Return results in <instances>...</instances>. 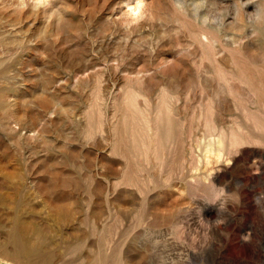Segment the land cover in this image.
<instances>
[{
	"label": "rangeland",
	"instance_id": "374dc122",
	"mask_svg": "<svg viewBox=\"0 0 264 264\" xmlns=\"http://www.w3.org/2000/svg\"><path fill=\"white\" fill-rule=\"evenodd\" d=\"M138 1L145 7L147 20L136 30L124 33L125 24L120 16ZM48 2L53 21L49 30L45 25L47 19H40L34 25L32 21L23 20L13 27L0 18V82L1 76L20 72L27 77L31 71L41 69H45L46 74H60L70 79L65 90L58 91L57 82L47 90L56 95L63 92L62 96L66 97L61 103L64 121L60 119L57 125L61 132L51 127L43 134V141L35 147L28 146L29 149L19 137L25 133L23 127L13 116V119L9 117L8 109L4 112L9 116L3 112L7 107L4 100L9 99L6 94L18 87L14 84L12 88V84L5 92L0 88V137L6 143L3 146L0 142V156L3 154L2 159L6 160L3 151H8V146L13 147L20 152L18 160L22 163V174H14L18 178L10 168L0 166V264H264V0ZM13 7L7 6L8 11ZM108 12L113 13L115 30L112 45L107 49L98 43L103 36V15ZM20 28L23 29L19 33ZM27 28L39 31L34 35L36 38H27L25 42L22 36ZM203 34L209 38L206 44L200 40ZM250 49V53L256 55L253 61L247 56L246 51ZM60 51L91 52L89 57H93L99 68L106 65L102 59L107 56V65L114 67L112 73L126 77L135 75L136 70L151 72L156 63L163 69L177 58L184 59L187 79L181 82L183 88L179 83L177 90L181 89V93L169 90L170 94L162 93L160 98L164 101V117L169 101H176L179 108L187 102L190 128L185 130L179 122L175 123L174 144L163 131L155 139L151 155L147 142L128 133L123 142L128 156L123 159L129 163L124 168L129 181L123 185L118 182L120 176L100 175L99 165L94 166L90 156L76 149L78 145L73 136L81 130L76 121L73 120L72 125L70 115L84 111L93 114L97 121L96 113L102 114L106 106L110 117L112 107L107 103L108 98L123 93L129 86L122 87L111 77L107 95L98 91L102 84L99 86L96 82L82 88L83 96L81 93L74 98L67 95L73 92L77 74L64 69ZM241 89L252 91L254 101L249 103ZM39 91L38 87L36 92ZM19 97L25 99L23 93ZM184 116H178L180 122ZM65 121L71 123L66 126ZM217 138H223L222 155L218 161L212 157V161L206 163L204 147ZM70 146L73 152L68 151ZM83 161L91 166L84 165ZM27 163L37 164V174H28ZM3 169L7 170L4 171L7 175ZM188 172L196 174L179 198L189 200V204L184 201L183 206H172L170 197H163L157 200L160 202L146 207L127 194L111 198L114 189L126 185L132 190L141 188L142 193L162 188L180 196L174 187L167 185L186 184ZM8 174L14 178H8ZM35 177L39 186L34 185ZM117 182L119 184H115ZM11 186L15 187L14 191ZM58 202L56 208L51 207ZM73 216L76 219H72ZM77 232L82 234L77 235Z\"/></svg>",
	"mask_w": 264,
	"mask_h": 264
},
{
	"label": "bare ground",
	"instance_id": "6f19581e",
	"mask_svg": "<svg viewBox=\"0 0 264 264\" xmlns=\"http://www.w3.org/2000/svg\"><path fill=\"white\" fill-rule=\"evenodd\" d=\"M0 3H1L0 4V18L5 19L6 23H8L9 25L14 27L16 25L21 24L23 20L32 21L33 25H34V23L40 19L45 20V21L47 19L46 24H45L47 26L46 29L47 30L50 29L49 27L51 25V22H53V21H52V17H50V15L52 13H50V11L48 9V3H49L48 0H46V3L44 5L39 6V7H36L34 5L33 0H23V4H22V0H1ZM138 3L140 4L139 8H137ZM7 6L8 7L15 6V7H13L12 11H8ZM137 9L139 10V15L138 16L133 15V12L136 11ZM47 14H49V16H47ZM120 19H122L121 21H123V23L125 24L124 25L125 27H123V29H122V31H124V33H128V31H130V29L136 30L137 28H139V26L141 27L142 23L144 24V22H146V20H147L146 10H145V7L143 6L142 2L141 1L136 2V4L131 8L129 6V9H127L125 12L122 13V15L120 16ZM114 21H115V19L113 17V13L108 12L107 15H103V20H102V24L104 26L103 36L101 38V41L98 43V45L100 47H104L107 49L111 47V45H112V34L115 30ZM22 29L23 28H20L19 33L22 31ZM38 31L39 30H36V29L34 30L33 28H27V30L24 31L25 33L22 37L26 38L25 42H27V38L28 39H30L31 37L33 38V36L36 35ZM99 39L97 41H99ZM200 40L204 44L209 42V38L204 34L200 35ZM210 41H211V39H210ZM212 43H211V45H213ZM22 44H20V46H22ZM216 48H217V46H216ZM243 48L246 49V46L243 45ZM218 51H219V49H218ZM250 51H251V49L249 51H246L247 56L251 61H253L255 59L256 55L254 56V53H250ZM89 55L91 56V52H88V51H60L59 58L62 62V66L64 67V69L70 74H72V73L77 74V78L73 84V87H74L73 92H70L68 94L66 93L67 95H73V98H74V96L76 97L78 95V93H81L83 91L82 88L85 87V85L88 86L92 82L98 83L99 86H100V84H102V87L99 88V90L98 89L97 90L100 91V93L102 95H107V93H108L107 89H108V85H109L108 82L110 81L109 79L111 77L118 84L122 85V87L123 86L124 87L129 86V88H127L125 91L123 90V93H118V95L114 96L113 98H108L107 103H109L110 106L112 107V113L110 114V117H109V113L107 112L108 109L106 108V106H104V110H101V111H103L102 114L96 113V116H97V114L99 115L96 117L98 119V120L96 119L97 121H95L93 114H87V112L78 111L79 113L77 115H75L76 113L73 112L72 115H70V116H72L71 117L72 120H70V121L71 122L73 120L76 121L77 125L79 127V130H81V132L80 133L77 132L78 130L76 127L77 133L73 132L74 136L71 134H70V136H73V140L77 141L78 147L76 149H78L79 152L82 153V155H85L86 157L90 156V158L92 159L91 162L92 163L94 162V166L99 165L100 175L102 174V175L108 176L110 174H113V175H115L114 177L117 176V178H118V176H120L121 180H118V182H120L121 184L124 185V183L126 181H129V179L126 180V174L128 175V173H127V171H124L125 164H127L126 158H127L128 154H125L126 151L124 150L125 148H124V143H123V142H125V139H126L128 133L134 134L137 137H139L142 141L147 142L149 144V151H150L149 154L151 155V150L153 149V144L155 143V139L157 137H159L163 131H166L167 136H168V140H170L171 143H173L172 140L174 138L173 134H174L175 123L179 122L185 128V130H186V128L187 129L190 128V126H191L190 118L191 117L189 118L186 115V109H187V107H189L188 103L184 101V104L181 106V108H179L176 106V101H172V100L169 101V103L167 105V116L164 117L162 114V106H163L164 101L160 98V94L163 93V94L168 95V94H170L168 92L169 90H177V88H179V83L183 82L184 80L186 81V79H187L186 78L187 77L186 76L187 75L186 74V72H187L186 68L187 67L185 65L184 59H182V58L178 59L177 58L170 65L168 64L169 66H165V68L163 67V69H161L162 66H159L156 63L154 65L153 71H151V72H149L148 70L145 71L144 69H141L139 71H137V70L133 71L136 73H135V75L130 76V77L116 76L115 74L112 73V70H114V67L112 68L110 65H107V61H109L107 56H105L102 59L106 65H104V67H102V68H99V67H97L96 64H94L93 57H89ZM47 57H48V55H47ZM87 57H89V59L85 60ZM59 58H58V60H59ZM40 61L43 62L42 60H40ZM219 63H221V62H219ZM2 70H3V68H2ZM0 72H1V70H0ZM128 73H130V72H128ZM1 77H2L1 78L2 81L0 82V88H1V90L4 89V92L6 90H8V88H10L11 87L10 85H12V84H13L12 88L14 87V84H16L15 86L18 87L15 91L10 92V94L9 93L6 94V97H9V99H8V101H6L7 99L4 100L5 102H7L6 103L7 107L3 110V112L8 109L9 110L8 112L11 114V116H9L10 114L8 115L7 112H4V113H7L5 115H8L9 117L13 116L17 120L18 124H20L23 127V129L25 130V133L19 134V137H20L21 141L25 142V147H27V149H29L28 146H34L35 147V146L39 145V143L41 141H43L42 140L43 134L46 133L48 129L50 130L51 127L58 129L59 126L57 128V125H58V122L60 123L59 120L62 118L64 119V116H65L63 113L64 111L61 108L62 101H64V99L66 100V97L62 96L63 92H59V95H56L57 93H49L47 90L49 89L51 84L53 86V82H55V83L57 82L56 84H58V89H57L58 91H60L61 89L65 90L70 85V79L67 77L61 76L60 74H56V75L55 74L54 75L46 74L45 69H41L38 72L37 71H33V72L31 71L30 75L27 77H25L20 72H15L14 75H12V76H8V77L1 76ZM129 84H131L133 86H130ZM8 86H10V87H8ZM181 86H182V83H181L180 87ZM38 87L40 88L39 93L36 92ZM181 88H183V87H181ZM239 88H241V85ZM239 88H238V90H239ZM178 90H179V93H181L180 92L181 89H178ZM178 90H177V92H178ZM22 91L26 92L27 95H25L26 93H24ZM22 93L24 94L25 99L21 100V98L19 96ZM81 94H82V96L84 95V93H81ZM241 94L247 98L249 103L254 101V94L252 93V91H249L248 89L247 90L241 89ZM67 98H68V96H67ZM86 98L89 99L88 97H86ZM97 98H99V97H97ZM103 98H105V97L103 96ZM87 99H85V100H87ZM2 104L4 105V103H2ZM109 104L107 105V107H109ZM3 105H1V106H3ZM98 112H99V108H98ZM180 114L185 115L182 118L181 122L179 121V118H178V116ZM199 115L200 114L198 113V116ZM107 116L109 117V119ZM13 117L11 119H13ZM67 118H70V117H67ZM67 120H69V119H67ZM40 121H43V123L39 124ZM66 121H65L66 124L64 123L66 126H67V124L71 123L70 121H69L70 123L69 122L67 123ZM17 122H15V123H17ZM38 124H39V127L35 128ZM73 124L74 123L72 122V125ZM59 125H61V124H59ZM65 125H64V127H65ZM90 127H95V128L92 131H90L89 130ZM62 129L64 130V128H62ZM52 130L53 129H51V131ZM54 132H55V130H54ZM60 132H61V129H60ZM231 134H232V132H231ZM3 140L4 139L2 137H0V142L4 146L6 143ZM221 140H223V138H221ZM221 140H218V138H217V140H214L212 143L208 142L209 144H207L204 147L205 148L204 150L207 153L206 155H208V156L205 155L206 163L209 160L212 161L211 160L212 157L213 158L215 157L214 161H218L220 159L222 152H223V148H224V144ZM10 141H11V139H10ZM44 143H45V140H44ZM74 144H76V143H74ZM7 146L8 145H6V147ZM145 146H147V145H145ZM171 146H172V144L170 145V147ZM186 148H188V147H186ZM7 149H8V151H3V153H6V155H7L6 160L2 159L3 154L1 153L2 155L0 156V163H1L0 166L7 168V169L10 168V170L13 171V175L14 174H22L21 173L22 163L18 160V158L20 157V155H19L20 152L17 151L16 149H14L13 147H9V146ZM68 151L73 152V150H71V146H70V150H68ZM74 151H76V150H74ZM99 151L100 152L102 151L103 153H99ZM75 153L76 152H74V155H76ZM70 154H72V153H70ZM167 154H169V152H167ZM125 155H127L125 158L126 162L123 159ZM85 156L83 157V159L85 158ZM149 156L147 158H149ZM43 157L45 158V157H47V155H44ZM60 157L62 158V156H60ZM69 157H70V155H69ZM114 158H118L117 161H114ZM168 158H169V156H168ZM29 159H31V158H29ZM53 159H54V157H53ZM129 160H131V159H129ZM36 161H37V159H36ZM36 161L34 163H36ZM41 161H42V159H41ZM152 161H153V158H152ZM186 161H187V159H186ZM153 162H152V164H153ZM34 163L33 164L27 163L26 166L24 164V166L27 167V169L26 168L25 169L27 170L28 174H30L31 176H34L35 174H37L36 170H37V164L39 162H37V164H34ZM76 163L77 162H75V164ZM85 163H87V162H84L83 164L86 165ZM48 166H49V164H48ZM86 166H91V165H86ZM127 167H126V169H127ZM89 168L92 169V167H89ZM94 168H96V167H94ZM153 168H154V166H153ZM1 170H2V168L0 167V171ZM5 170L6 169H3V172ZM10 170H8V171H10ZM12 171H10L9 174L12 173ZM0 173H2V172H0ZM4 173L6 174L8 172H4ZM4 173L2 176H4ZM124 173H125V175H124ZM9 174H8V178H10V177L14 178L15 175L12 176V174H11V176L9 177ZM58 174H59V172H58ZM193 174L195 175L196 172H194V173L192 172L191 174L189 172L186 173L187 177L185 179L188 180L186 182V184H182V185H176V184L170 185L169 184V185H167V187L168 186L174 187V190L180 194V196L178 195L177 197L173 194L174 191H172V190H166V189H162V188H160L159 190L158 189L156 190L155 186H152V187L150 186L152 190L155 189L154 192L145 193V191H144V193H142L143 189H142V191H140L141 188L140 189L137 188V190L140 191L139 192L136 189H133V190L130 189V185H128V186L126 185L125 187L120 188L119 190L118 189L115 190L113 187L114 191L112 192L113 194H111L112 195L111 198L112 197L116 198L119 195L121 196V195L127 194L131 197V199L135 198L138 200V202H142L145 204V206L147 205L150 207L151 205H153V203L155 201H156L155 203L160 202V200L157 201L158 199H160V198L163 199V197H170V199L172 200V201L170 200L172 202V206L175 205V206L179 207L182 204L184 205V203L186 202L185 200H183V201L180 200L179 197H182L181 191L186 190L189 187L188 182L190 185L191 180L194 179ZM62 175H61V177H62ZM23 176H20V178L22 177V180L25 179ZM92 176H93V180L96 182L97 181L96 177L94 175H92ZM15 177L18 178V176H15ZM65 177H67V176H65ZM5 178H7V176ZM37 180H38V177H35L33 180L34 185L38 184ZM49 180H51V179H49ZM160 180H162V179H160ZM204 180H206V179H204ZM118 182L115 184H119ZM132 182H133V180H132ZM7 183L9 185L8 181H7ZM51 183L49 185H51ZM152 183H154V182L152 181ZM11 184H12V182H11ZM53 185H54V183H53ZM153 185H155V184H153ZM38 186H39V184H38ZM104 187L107 188L108 186L105 184ZM14 188H15L14 186H13V188L11 186V189H13V191L15 190ZM36 188H37V186H36ZM38 189H40V188L38 187ZM108 190H111V189H108ZM99 191H101V190H99ZM134 200H132V201H134ZM164 200H165V198H164ZM114 201H113V203H114ZM44 202H46V201H44ZM70 202H71V200H70ZM138 202H136V203L138 204ZM171 202H169V204ZM173 202L175 204H173ZM187 202H186V204H189V200H187ZM47 203L48 202H46V204ZM49 203H51V202H49ZM131 203H133V202H131ZM136 203H135V205H136ZM55 204H56V206H55ZM57 204H60V202L54 203V205L52 203L51 207L54 206L56 208ZM167 205H168V203H167ZM63 206L65 207V205H63ZM87 207H89V206H87ZM151 208L154 209V207H151ZM188 209H189V207H188ZM132 211H133V209H132ZM39 213H40V211H39ZM39 213H38V216L40 215ZM75 213H76V211H75ZM76 215L77 214H75V216ZM75 216H73L72 219H74ZM75 219H76V217H75ZM35 220H36V218H35ZM37 220H38V218H37ZM39 221L41 222L40 219H39ZM53 222H54V220H53ZM41 223H43V222H41ZM74 234H72V235L75 236ZM76 234L80 235L82 233L78 234V232H77ZM82 236L84 237V235H82ZM82 236H81V238H82ZM75 237H73L72 239H75ZM78 238H80V237L77 236V239ZM86 239H88V238H86ZM84 241H85V239H84ZM0 242H1V239H0ZM92 244H94V242L91 243V245ZM95 244H96V241H95ZM5 245H7V244H5ZM5 245H4V248H7V249L10 246V244L8 247H6Z\"/></svg>",
	"mask_w": 264,
	"mask_h": 264
},
{
	"label": "clouds",
	"instance_id": "9594fccd",
	"mask_svg": "<svg viewBox=\"0 0 264 264\" xmlns=\"http://www.w3.org/2000/svg\"><path fill=\"white\" fill-rule=\"evenodd\" d=\"M33 3L36 7L42 6L46 3V0H33ZM22 4H23V0H22ZM140 7V4H137V8Z\"/></svg>",
	"mask_w": 264,
	"mask_h": 264
},
{
	"label": "snow or ice",
	"instance_id": "6c2138e0",
	"mask_svg": "<svg viewBox=\"0 0 264 264\" xmlns=\"http://www.w3.org/2000/svg\"><path fill=\"white\" fill-rule=\"evenodd\" d=\"M131 11V10H130ZM133 15L138 16L139 15V10L137 9L136 11L133 12Z\"/></svg>",
	"mask_w": 264,
	"mask_h": 264
}]
</instances>
